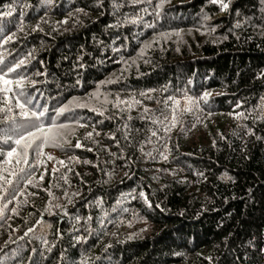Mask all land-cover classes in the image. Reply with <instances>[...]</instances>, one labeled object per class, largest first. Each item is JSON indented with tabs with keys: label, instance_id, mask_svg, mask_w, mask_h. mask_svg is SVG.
I'll list each match as a JSON object with an SVG mask.
<instances>
[{
	"label": "trees",
	"instance_id": "trees-1",
	"mask_svg": "<svg viewBox=\"0 0 264 264\" xmlns=\"http://www.w3.org/2000/svg\"><path fill=\"white\" fill-rule=\"evenodd\" d=\"M224 2L0 0V264H264V0Z\"/></svg>",
	"mask_w": 264,
	"mask_h": 264
},
{
	"label": "snow or ice",
	"instance_id": "snow-or-ice-1",
	"mask_svg": "<svg viewBox=\"0 0 264 264\" xmlns=\"http://www.w3.org/2000/svg\"><path fill=\"white\" fill-rule=\"evenodd\" d=\"M134 2H136V0H134ZM213 3H218L221 7L222 10H227L229 8V3H226L224 2V0H212ZM6 15H12V10L10 9L8 11V13H6ZM66 22V21H65ZM12 37H8V40H5V43H7L9 40H11ZM3 61H0V63H2ZM25 63L24 60H21L17 65H16V68H19L21 65H23ZM16 68H8V72H14L16 71ZM4 75H7V73H5ZM0 80H3L4 84H11L12 81L10 80H5L4 79V76H0ZM16 86L17 87H22V84L20 81H16ZM0 91H11L10 88H4V89H0ZM23 93H21L22 95ZM209 94L208 93H205L204 94V97L205 99L207 98ZM20 109H21V112H20V116L22 118H24L25 121H29V120H36V121H39L41 117H43L45 115V112L47 111L46 109L44 111H40V112H37V111H27L26 110V106L25 104H18L17 105ZM80 107H83L84 105H78ZM68 106L65 105L63 108H61L59 110V112L56 113L57 117H59L60 115H62L64 112L68 111ZM14 119V118H13ZM175 117L173 118V122H175ZM18 127H25L24 124H20L18 125ZM34 130H29V131H26L25 133H22L20 134L19 138L15 141L16 145H21V143L23 141H26V143H24L23 147H24V153H23V158H24V161L25 163L27 162V154H28V150L29 149H33L37 152V155L40 154L42 148L44 145H47V144H54L56 146H60L59 144H57V134L56 132L54 131V129H56L57 127L59 128H65L67 127L66 125H59L57 126L55 124V122L53 121L52 125L51 126H48V127H45L43 124H33L31 126ZM155 134V133H154ZM89 136L92 135V133H89L88 134ZM76 147H80L79 144L76 145ZM14 154H17L16 153V149H12L11 151H9L7 153V155L9 157H12ZM19 155V154H17ZM17 162L19 163V160H17ZM6 163H10V161H6ZM21 171H23V169H21ZM41 179H43V175H41L40 177ZM0 179H5V183L6 184H11V181L10 180H7L6 178H3V177H0ZM29 183H32L31 180H29ZM6 207V205H5ZM3 212V209H0V213ZM29 231H31V229H29Z\"/></svg>",
	"mask_w": 264,
	"mask_h": 264
}]
</instances>
